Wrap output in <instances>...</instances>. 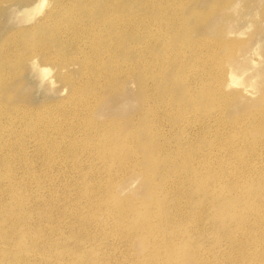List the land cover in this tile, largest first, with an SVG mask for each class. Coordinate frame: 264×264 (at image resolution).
<instances>
[{
    "label": "rangeland",
    "instance_id": "rangeland-1",
    "mask_svg": "<svg viewBox=\"0 0 264 264\" xmlns=\"http://www.w3.org/2000/svg\"><path fill=\"white\" fill-rule=\"evenodd\" d=\"M42 1L0 0V264H264V0ZM103 4L132 32L80 67Z\"/></svg>",
    "mask_w": 264,
    "mask_h": 264
},
{
    "label": "bare ground",
    "instance_id": "bare-ground-1",
    "mask_svg": "<svg viewBox=\"0 0 264 264\" xmlns=\"http://www.w3.org/2000/svg\"><path fill=\"white\" fill-rule=\"evenodd\" d=\"M55 2H56V0H54ZM61 1V0H60ZM71 1V0H70ZM79 1V0H78ZM84 1V0H83ZM96 1V0H95ZM109 1V0H108ZM136 1V0H135ZM145 1H147V0H145ZM149 1V0H148ZM154 1V0H153ZM159 1V0H158ZM160 1H162V0H160ZM169 1V0H168ZM181 1H183V0H181ZM181 1H179V2H181ZM43 2H45L44 0L42 1V3L41 4H43ZM49 2H51V1H49ZM54 2V3H55ZM80 2V1H79ZM79 2H77V3H79ZM91 2H93V1H89V3H91ZM104 2V1H103ZM118 2V1H117ZM142 2H144V1H142ZM150 2V1H149ZM163 2V1H162ZM169 2H172L171 0L169 1ZM177 3H178V1H176ZM63 3V2H62ZM62 3H61V5H62ZM88 3V2H87ZM86 3V4H87ZM106 3H108V2H106ZM154 3H156V2H154ZM154 3H152V4H154ZM45 4V3H44ZM47 4V3H46ZM127 4V3H126ZM159 4V3H158ZM167 4H168V2H167ZM183 3L181 2V4L179 3V5H182ZM48 5V4H47ZM52 5V4H51ZM63 5H65V4H63ZM77 5V4H76ZM75 5V6H76ZM79 5H80V3H79ZM78 5V6H79ZM103 5H105L104 7H101V8H99L98 10H97V12L96 13H93V12H87L88 10H86L85 9V7H84V9L83 10H81L82 12V15H81V17L84 19V22H82V23H80L79 21H82V20H80L79 19V24H76V23H73L74 21H75V19H74V17H73V14H71L70 16L68 15V17L67 18H65V19H67V20H65V22H64V25H63V27H62V32H65L67 35H68V37L66 38V39H68L69 38V41H71V42H77V37H79V35L78 34H82L83 36H84V44L82 45L83 47H82V49L83 48H85V46H86V43H87V46H88V49L86 50V53H87V56L84 58V59H81L80 57L79 58H73V59H71L75 64H80V67L81 66H83V68H88V67H90V69H91V67H98V66H100V65H103L104 63H107V62H110V60L112 61L113 60V58L115 59V62H116V58H117V56H116V58H115V55H116V53L117 52H119L118 50L119 49H116L118 46H120L121 44L120 43H117L116 41H115V39L116 38H120L121 40H119V38H118V40H119V42L121 41V43L122 42H125V41H127L126 39H124L125 38V36H126V32H129V31H127L128 29H129V27L132 25V23H134L135 22V20H136V18H134V19H128V18H126V15H125V10H124V8L125 7H123L122 5H120V4H116V7L115 6H113L112 4H103ZM119 5L121 6V7H119ZM138 5V4H137ZM142 5H143V3H142ZM164 5V4H163ZM172 5V4H171ZM178 5V4H177ZM42 6V5H41ZM43 6H45V5H43ZM42 6V7H43ZM49 6H50V4L48 5V6H45L46 7V9H47V7L49 8ZM54 6V5H53ZM149 6H150V3H149ZM155 6H157V4L155 5ZM164 6H166V5H164ZM44 7V8H45ZM56 7H57V5H56ZM61 7V6H60ZM64 7V6H63ZM95 7V6H94ZM131 7V6H130ZM129 7V8H130ZM163 7V6H162ZM179 7V6H178ZM74 8V7H73ZM72 8V9H73ZM118 8H120L119 10H117ZM145 8H146V2H145ZM157 8V7H156ZM165 8V7H164ZM177 8V7H176ZM175 8V9H176ZM46 9H45V11H46ZM60 9V8H59ZM126 9H127V7H126ZM134 9H136V8H134ZM48 10V9H47ZM55 10H56V8H55ZM54 10V11H55ZM94 10V9H93ZM127 10H130V9H127ZM152 10V8L149 10V11H151ZM154 10V9H153ZM152 10V11H153ZM157 10H160V9H157ZM54 11H52V12H54ZM131 11L132 10H130L129 12L131 13ZM143 11V10H142ZM145 11V10H144ZM143 11V12H144ZM165 11V10H164ZM195 11V10H194ZM47 12V11H46ZM56 12V11H55ZM54 12V13H55ZM67 12V11H66ZM65 12V13H66ZM80 12V11H79ZM112 12V13H111ZM141 11H139V13H140ZM154 12V11H153ZM158 12H160V11H158ZM58 13V12H57ZM127 13V12H126ZM135 13H136V15H137V11L135 10ZM142 13V12H141ZM140 13V14H141ZM163 13V12H162ZM162 13H160V14H162ZM41 15L43 14L42 12L40 13ZM75 14V13H74ZM145 14V13H144ZM149 14H151V12L149 13ZM148 14V15H149ZM164 14V13H163ZM162 14V16H164ZM177 14V13H176ZM44 15V14H43ZM52 15V14H51ZM50 15V16H51ZM57 16H58V14H56ZM77 15H79L78 13H77ZM132 15H135V14H132ZM139 15V14H138ZM143 15V14H142ZM148 15H145V16H147L148 17ZM153 15V14H152ZM156 15H157V13H156ZM159 15V14H158ZM172 15V14H171ZM196 15V14H195ZM57 16H56V19H57ZM59 16H61V15H59ZM141 16V15H140ZM174 17H176L177 18V16H175V15H173ZM39 17H41L40 15H39ZM52 17H54V16H52ZM80 17V16H79ZM165 17V16H164ZM164 17H162V18H164ZM170 15H169V21L171 20L170 19ZM70 18H71V20H72V22L70 23ZM145 18V17H144ZM152 18V17H151ZM156 18H157V16H156ZM172 18V17H171ZM186 18V17H185ZM49 19V18H48ZM55 19V20H56ZM140 19V18H139ZM141 19H143V18H141ZM153 19V18H152ZM158 19H159V16H158ZM52 20V19H51ZM62 20H64L63 18H62ZM151 20V19H150ZM184 20V19H183ZM183 20L181 21V22H183ZM146 21V20H145ZM144 21V22H145ZM163 21V20H162ZM164 21H167V19L166 20H164ZM168 21V22H169ZM172 21H175V20H172ZM178 21V20H177ZM180 21V20H179ZM76 22V21H75ZM153 22L154 21H152V24H153ZM157 22V21H156ZM158 22H160V20L158 21ZM157 22V23H158ZM41 22H39V24H40ZM46 23V22H45ZM54 23V22H53ZM61 23H63V22H61ZM34 24V23H33ZM37 24V23H36ZM42 24H43V22H42ZM50 24V23H49ZM60 24V23H59ZM138 24H140V23H137L136 25L138 26ZM146 24V23H145ZM155 24V23H154ZM164 24H166V23H164ZM185 24V23H184ZM45 25V24H44ZM61 25V24H60ZM135 25V26H136ZM142 25H144V23H142ZM147 25V24H146ZM148 25H150V23L148 24ZM180 25H182V23L180 24ZM37 26V25H36ZM35 26V27H36ZM47 26V25H46ZM141 26V25H140ZM163 26V25H162ZM167 26V25H166ZM165 26V27H166ZM184 26V25H183ZM37 27H40V25H38ZM47 27H49V26H47ZM147 27V26H146ZM146 27H144V28H146ZM151 27V26H150ZM152 27H153V25H152ZM164 27V28H165ZM169 27L170 28H172L170 25H169ZM185 27H187V26H185ZM34 28V27H33ZM44 28V27H43ZM52 28H53V26H52ZM133 28V27H132ZM134 28H136V27H134ZM141 29H142V27H140ZM175 28V27H174ZM48 29H50V28H47V30ZM131 29V28H130ZM137 29H139V28H137ZM136 29V30H137ZM160 29V28H159ZM165 29H167V27L165 28ZM178 29H179V27H178ZM185 29V28H184ZM187 29H188V27H187ZM36 30V29H35ZM35 30H32V31H34L35 33H36V31ZM39 30H41V29H39ZM52 30V29H51ZM54 30V29H53ZM52 30V31H53ZM58 30V29H57ZM135 30V31H136ZM162 30H163V28H162ZM169 30V29H168ZM180 30V29H179ZM56 31V30H55ZM55 31H54V33L53 34H55ZM59 31V30H58ZM67 31H68V33H67ZM134 31V30H133ZM141 31V30H140ZM139 31V32H140ZM147 31V30H146ZM167 31V30H166ZM38 33L40 32V31H37ZM43 33H44V31H42ZM131 32H132V30H131ZM131 32H129V33H131ZM137 32V31H136ZM34 33V34H35ZM47 33H49L48 31H47ZM47 33H46V35H47ZM50 33H51V31H50ZM135 33V32H134ZM142 33H143V31H142ZM148 33V32H147ZM150 33V32H149ZM149 33H148V35L147 36H149ZM167 33V32H166ZM34 34H32V35H34ZM40 34V33H39ZM57 34V33H56ZM55 34V35H56ZM160 34V33H159ZM165 34V33H164ZM163 34V35H164ZM45 35V36H46ZM52 35V34H51ZM59 35V34H58ZM128 35H130V34H128ZM128 35H127V37H128ZM132 35V34H131ZM130 35V36H131ZM139 36H142V35H144V34H142V35H140V34H138ZM157 35H158V33H157ZM169 35H170V33H169ZM173 35H174V32H173ZM44 36V35H43ZM156 36V35H155ZM185 36V35H184ZM42 37V36H41ZM47 37V36H46ZM145 37V36H144ZM149 37H151V35L149 36ZM166 37V36H165ZM169 37V36H168ZM44 38V37H43ZM50 40H56L54 37H52V36H50ZM64 38V37H63ZM131 39H132V37H130ZM143 38V37H142ZM148 38V37H147ZM153 38V37H152ZM162 38H164L163 36H162ZM8 39V38H7ZM34 39V38H33ZM32 39V40H33ZM146 39V38H145ZM155 38H153V40H154ZM156 39H157V37H156ZM168 39L169 38H167V40L166 41H168ZM183 39V38H182ZM35 40V39H34ZM33 40V41H34ZM43 40V39H42ZM90 40H92L91 42H90ZM117 40V41H118ZM123 40V41H122ZM125 40V41H124ZM143 40V39H142ZM164 40V39H163ZM192 40V39H191ZM195 40H197V39H195ZM199 40H200V38H199ZM58 41H60V39H58L57 40V42ZM63 41V40H62ZM62 41H60V42H62ZM171 42H172V40H170ZM190 41V40H189ZM220 41V40H219ZM219 41H216V42H218L219 43ZM30 43H31V41H29ZM44 42V41H43ZM68 42V41H67ZM137 42V41H136ZM135 42V43H136ZM142 42V41H141ZM146 42H148V41H146ZM171 42H169V43H171ZM199 42V41H198ZM22 43V42H21ZM28 43V42H27ZM33 43V42H32ZM34 43H35V41H34ZM53 43V42H52ZM131 43H134V41L133 42H131ZM138 43V42H137ZM140 43V42H139ZM144 43V42H143ZM168 43V42H167ZM168 43V44H169ZM183 43V42H182ZM181 43V44H182ZM41 44V43H40ZM46 44V43H45ZM48 44V43H47ZM65 44V43H64ZM67 44V43H66ZM66 44H65V46H66ZM71 44H73V43H71ZM79 44V43H78ZM210 44V43H209ZM32 45V44H31ZM50 45H51V43H50ZM58 45H59V43H58ZM63 45V44H62ZM61 45V46H62ZM134 45V44H133ZM138 45V44H137ZM166 45V44H165ZM188 45H190V44H188ZM192 45V44H191ZM24 46V45H23ZM26 46V45H25ZM24 46V47H25ZM39 46V45H38ZM37 46V47H38ZM46 46V45H45ZM57 46V45H56ZM60 46V45H59ZM65 46H64V49H65ZM81 46V45H80ZM99 46V47H98ZM131 45L129 44V47H130ZM144 46H145V44H144ZM208 46V45H207ZM49 47V46H48ZM132 47V46H131ZM137 47V46H136ZM143 47V46H142ZM142 47H140V48H142ZM166 47V49H167V47L168 46H165ZM27 48V47H26ZM26 48H25V50H26ZM34 48H35V46H34ZM59 48V47H58ZM66 48H67V46H66ZM75 48H76V46H75ZM87 48V47H86ZM139 48V47H138ZM137 48V49H138ZM145 48V47H144ZM177 48H178V46H177ZM181 48H183V47H181ZM27 49H29V48H27ZM52 49H53V47H52ZM63 49V50H64ZM175 49H176V47H175ZM180 49V48H179ZM188 49H190V48H188ZM31 50V49H30ZM45 50V49H44ZM59 50V49H58ZM67 50V49H66ZM69 50V49H68ZM75 50V49H74ZM144 51L146 50V49H143ZM169 50V49H168ZM167 50V51H168ZM36 51V50H35ZM40 51V50H39ZM52 51V50H51ZM50 51V52H51ZM56 51V50H55ZM55 51H53V52H55ZM80 51V50H79ZM84 50H82V51H80L81 53L83 52ZM122 51V50H121ZM138 51V50H137ZM136 51V52H137ZM141 51V50H140ZM143 51V52H144ZM165 50H163V52H164ZM181 51V50H180ZM211 51V50H210ZM59 52V51H58ZM66 52V51H65ZM69 52V51H68ZM75 52V51H74ZM77 52H78V50H77ZM91 52V53H90ZM123 52H124V50H123ZM148 52V51H147ZM150 52V51H149ZM155 52V51H154ZM162 52V53H163ZM169 52V51H168ZM176 52V51H175ZM174 52V53H175ZM214 52V51H213ZM31 53V52H30ZM33 53V52H32ZM41 52H39V54H40ZM52 53V52H51ZM62 53V52H61ZM86 53H83L84 55L86 54ZM88 53H90V54H88ZM142 53V52H141ZM140 53V54H141ZM165 53H166V51H165ZM164 53V54H165ZM170 53V52H169ZM212 53V52H211ZM210 53V54H211ZM56 54V53H55ZM60 54V53H59ZM58 54V55H59ZM65 54V53H64ZM76 54V53H75ZM78 54H79V52H78ZM126 54V53H125ZM139 54V55H140ZM153 54V53H152ZM151 54V55H152ZM215 54V53H214ZM104 55H106V58L104 57ZM139 55L137 56V58H139L138 60H140V57H139ZM147 55V54H146ZM150 55V56H151ZM165 55H168L167 53L165 54ZM177 55V54H176ZM212 55V54H211ZM34 56H36V55H34ZM41 56H43V55H41ZM63 56H65V55H63ZM75 56V55H74ZM120 56V55H119ZM126 56H128V55H126ZM141 57L143 56L142 54L140 55ZM163 56V55H162ZM169 56H171V55H169ZM169 56H167V57H169ZM173 56H174V54H173ZM172 56V57H173ZM33 57V56H32ZM57 57H59V56H57ZM73 57V56H72ZM84 56H82V58H83ZM121 57H122V55H121ZM124 57V56H123ZM152 57H154V56H152ZM176 57V56H175ZM214 57V56H213ZM212 57V58H213ZM34 58V57H33ZM64 58V57H63ZM63 58H62V60H63ZM105 58V59H104ZM129 58V57H128ZM144 58V57H143ZM158 58H160L159 56H158ZM157 58V59H158ZM162 58H164V57H162ZM162 58H160V60H162ZM45 59V58H44ZM121 59V58H120ZM124 59V58H123ZM132 59V58H131ZM153 59V58H152ZM155 59V58H154ZM167 59V58H166ZM176 58H174V60H175ZM68 60V59H67ZM126 60V59H125ZM129 60V59H128ZM135 60V59H134ZM143 60V59H142ZM144 60H146V59H144ZM144 60H143V63H144ZM150 60V59H149ZM53 61V60H52ZM71 61V62H72ZM114 61V60H113ZM119 61V60H118ZM122 61H124V60H122ZM121 61V63H123ZM137 61V60H136ZM155 61L156 60H154V62L153 63H155ZM159 61V60H158ZM164 61V59L162 60V62ZM127 62V61H126ZM130 62H132V61H130ZM142 62V61H141ZM148 62V61H147ZM146 62V63H147ZM157 62V61H156ZM165 63H166V61H164ZM182 62V61H181ZM55 63H56V61H55ZM59 63V62H58ZM120 63V62H119ZM128 63V62H127ZM133 63V62H132ZM137 63V62H136ZM136 63H134L135 65H136ZM164 63V64H165ZM179 63V62H178ZM217 63V64H216ZM215 63V65L217 66L218 65V62H216ZM221 63V62H220ZM219 63V64H220ZM116 64H118L117 62H116ZM126 64V63H125ZM145 64V63H144ZM143 64V65H144ZM149 64V63H148ZM157 64V63H156ZM164 64H163V66H164ZM167 64V63H166ZM174 64V63H173ZM18 65V67H20L19 66V64H17ZM58 65V64H57ZM108 65H110L109 63H108ZM112 65V64H111ZM127 65V64H126ZM150 65H151V63H150ZM153 65V64H152ZM235 65V64H234ZM16 66V65H15ZM14 66V67H15ZM59 66H60V68L61 69H63V67H68V65L66 64H64L63 62H60L59 63ZM58 66V67H59ZM73 66V65H72ZM113 66V65H112ZM145 66V65H144ZM231 66V65H230ZM121 67H122V65H121ZM120 67V68H121ZM141 67L143 68V66H142V64H141ZM232 67V66H231ZM231 67H229V70L231 69L232 70V68ZM15 68H17V67H15ZM82 68V69H83ZM94 68V69H95ZM107 68H109V66L107 67ZM119 68V69H120ZM125 68V67H124ZM128 68V67H127ZM129 68H130V66H129ZM133 68V67H132ZM135 69L134 70H136V66L134 67ZM152 68V67H151ZM153 68H154V66H153ZM156 68V67H155ZM235 68V67H234ZM44 69V68H43ZM81 69V70H82ZM126 69V68H125ZM140 69V68H139ZM145 69V68H144ZM175 69V68H174ZM222 69V68H221ZM224 69V68H223ZM46 70V69H45ZM49 70V69H48ZM84 70V69H83ZM82 70V71H83ZM92 70H93V68H92ZM92 70H90V71H92ZM102 70H104L103 69V67H102ZM114 70V69H113ZM130 70V69H129ZM154 70V69H153ZM156 71H158L157 69H155ZM225 70V69H224ZM229 70H228V72H229ZM107 71V70H106ZM115 71H116V68H115ZM119 71V70H118ZM118 71H116V72H118ZM120 71H122V69L120 70ZM127 71V70H126ZM136 71H138V68H137V70ZM135 71V72H136ZM144 71V70H143ZM151 71V70H150ZM150 71H147V72H150ZM164 71H165V69H164ZM178 71V70H177ZM176 71V72H177ZM46 72H48L47 70H46ZM84 72H87V71H83V73ZM89 72V71H88ZM100 72H102V71H100ZM108 72V71H107ZM114 72V71H113ZM112 72V73H113ZM141 73H142V71H140ZM153 72V71H152ZM160 72H162V71H160ZM225 72V71H224ZM66 73H68V71L66 72ZM82 73V72H81ZM151 73V72H150ZM155 73V72H154ZM220 73H222V72H220ZM232 73H233V71H232ZM47 74V73H46ZM62 74V73H61ZM85 74V73H84ZM88 73H86V75H87ZM100 74V73H99ZM115 74V73H114ZM120 74V73H119ZM124 74V73H123ZM127 74V73H126ZM139 74V73H138ZM146 74V73H145ZM2 75V74H1ZM66 75V74H65ZM70 75V74H69ZM91 75V74H90ZM90 75H88V78H89V76ZM109 75H112V74H109ZM116 75H118V74H116ZM150 75V74H149ZM152 75H154V74H152ZM228 75H229V79H230V83H233L234 82V79H235V77L233 76L234 74H231V72H229L228 73ZM64 76V75H63ZM79 76V75H78ZM84 76V75H83ZM97 76V75H96ZM95 76V78L97 79V77L99 76H97L96 77ZM114 75H112V77H113ZM151 76V75H150ZM150 76H148V78L150 77ZM157 76V75H156ZM218 76H219V74H218ZM65 77H67V75L65 76ZM100 77V76H99ZM107 77V76H106ZM124 77V76H123ZM147 77V76H146ZM160 77H162V76H160ZM76 78H78V77H75L74 79H76ZM109 78V77H108ZM114 78H115V76H114ZM113 78V79H114ZM137 78H138V76H137ZM151 78V77H150ZM181 78V77H180ZM217 78H219V77H217ZM61 79H62V76H61ZM66 79H68V77L66 78ZM72 79V78H71ZM82 79V78H81ZM85 79H86V77H85ZM90 79V78H89ZM104 79H105V77H104ZM160 79V78H159ZM158 79V80H159ZM220 79V78H219ZM219 79H217V80H219ZM69 80V79H68ZM84 80V79H83ZM93 80H94V78H93ZM92 80V81H93ZM103 80V79H102ZM111 80H112V78H111ZM141 80H143V79H141ZM155 80H157V79H155ZM72 81L73 80H71V83H72ZM77 82L79 81V80H76ZM87 81V80H86ZM85 81V82H86ZM91 81V80H90ZM99 81V80H98ZM101 81V80H100ZM99 81V82H100ZM212 81H213V79H212ZM215 81H216V79H215ZM214 81V82H215ZM69 82H70V80H69ZM98 82V83H99ZM107 82V81H106ZM142 82V81H141ZM159 82V81H158ZM214 82H213V84H214ZM220 82H221V80H220ZM80 83V82H79ZM88 83V82H87ZM86 83V84H87ZM105 83V82H104ZM153 83V82H152ZM216 83V82H215ZM217 83L219 84V82L217 81ZM82 84H83V82H82ZM82 84L80 85V86H82ZM99 84H101V83H99ZM147 84V83H146ZM218 84H215L216 86L218 85ZM228 84V83H227ZM72 85H73V83H72ZM85 85V84H84ZM89 85V84H88ZM96 85V84H95ZM144 85V84H143ZM214 85V86H215ZM79 86V87H80ZM98 86V85H97ZM164 86V85H163ZM228 86V85H227ZM92 87H93V84H92ZM149 87H150V85H149ZM86 88H88L87 86H86ZM150 88H152V86L150 87ZM218 88L220 89V87L218 86ZM80 89V88H79ZM89 89V88H88ZM99 89H100V87H99ZM147 89V88H146ZM188 89V88H187ZM213 89H214V91L217 89V87H213ZM73 90H74V88H73ZM92 90V89H91ZM90 90V91H91ZM191 90V89H190ZM222 90V89H221ZM70 91V90H69ZM75 91V90H74ZM73 91V92H74ZM78 91V90H77ZM76 91V92H77ZM155 91V90H154ZM80 92V91H79ZM84 92H86V90L84 91ZM185 92H186V89H185ZM188 92V91H187ZM216 92V91H215ZM214 92V93H215ZM223 92V91H222ZM78 93V92H77ZM76 93V94H77ZM81 93V92H80ZM92 93V92H91ZM220 93V92H219ZM86 94V93H85ZM95 94V93H94ZM98 94V93H97ZM216 94V93H215ZM215 94H213V95H215ZM225 94V93H224ZM79 95V94H78ZM89 95V94H88ZM91 96H92V94H90ZM184 95V94H183ZM73 96V95H72ZM72 96H71V98H72ZM81 96V95H80ZM87 96V95H86ZM96 96H98V95H96ZM95 96V97H96ZM225 95H223V97H224ZM70 97V96H69ZM75 97H76V95H75ZM74 97V98H75ZM78 97V96H77ZM90 97V96H89ZM216 97V96H215ZM217 97H221L220 95L219 96H217ZM74 98H72V99H74ZM100 98V97H99ZM72 99H70V100H72ZM81 99H83V98H81ZM80 99V100H81ZM76 101H77V98L75 99ZM89 100V99H88ZM98 100V99H97ZM101 100V99H100ZM158 100V99H157ZM76 101H73V102H76ZM91 101V100H90ZM94 101V100H93ZM195 101V100H194ZM92 102V101H91ZM95 102V101H94ZM93 102V103H94ZM217 101H215V103H216ZM221 102V101H220ZM81 103V102H80ZM87 103H88V101H87ZM73 104V103H72ZM71 104V105H72ZM78 104V103H77ZM218 104H219V106H221L220 104L221 103H219L218 102ZM222 104H223V101H222ZM75 104H73V106H74ZM81 105V104H80ZM84 105V104H83ZM88 105V104H87ZM216 105H217V103H216ZM215 105V106H216ZM85 106H86V104H85ZM88 106H90V104L88 105ZM93 106V105H92ZM191 106V105H190ZM218 106V105H217ZM79 107V106H78ZM192 107V106H191ZM85 108V107H84ZM96 109H97V106L95 107ZM82 109V108H81ZM87 112V111H86ZM84 113V112H83ZM90 113V112H89ZM93 113V112H92ZM94 114V113H93ZM260 118V117H259ZM263 119V118H262ZM167 178H168V176H167ZM166 178V179H167ZM170 178V177H169Z\"/></svg>",
    "mask_w": 264,
    "mask_h": 264
}]
</instances>
